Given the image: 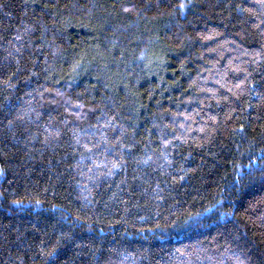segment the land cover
<instances>
[{"label": "trees", "instance_id": "obj_1", "mask_svg": "<svg viewBox=\"0 0 264 264\" xmlns=\"http://www.w3.org/2000/svg\"><path fill=\"white\" fill-rule=\"evenodd\" d=\"M0 264H264V0H0Z\"/></svg>", "mask_w": 264, "mask_h": 264}, {"label": "rangeland", "instance_id": "obj_2", "mask_svg": "<svg viewBox=\"0 0 264 264\" xmlns=\"http://www.w3.org/2000/svg\"><path fill=\"white\" fill-rule=\"evenodd\" d=\"M83 179H84V177H83Z\"/></svg>", "mask_w": 264, "mask_h": 264}]
</instances>
